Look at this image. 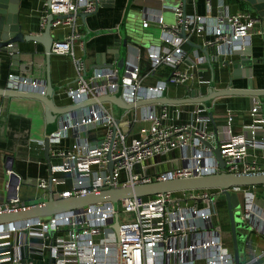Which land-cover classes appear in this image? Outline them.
<instances>
[{"label": "built area", "instance_id": "obj_1", "mask_svg": "<svg viewBox=\"0 0 264 264\" xmlns=\"http://www.w3.org/2000/svg\"><path fill=\"white\" fill-rule=\"evenodd\" d=\"M211 5L207 1L209 11ZM50 8L52 14L59 17L53 20L52 25L70 29L63 40L54 42L52 52L61 55L73 53V43L81 36L76 30V14L80 11L93 12L96 0H50ZM220 8L211 26L208 15L188 14L182 5L174 8L176 22L171 26L165 24L161 14L145 10L143 27L148 28V21L156 20L162 40L161 45L148 50L150 72L156 74L162 68H169L171 72L167 78L172 74L169 83L166 78L155 84L143 85L141 68L133 59L128 62L129 67L122 77L116 68H104L84 78L85 63L80 61L77 64L78 83L66 89L67 96L73 103H79L117 93L122 85L123 99L127 103H135L162 97L170 85L187 90L198 84H208V80L198 75L208 71L206 57L198 56L197 62L188 63L190 58L184 49L186 39L181 36L183 28L190 39L193 35H201L208 27L212 28L213 42L204 45L223 43L228 47L229 54L237 47L251 45L253 34L264 38V29L260 25L258 27L260 21L252 12L231 14L222 0H219ZM195 67L197 74L193 71ZM41 82L10 73L4 87L45 93L46 85ZM182 105L185 104L173 105V110L168 104L148 105L144 106L146 110L140 111V115L139 109L143 107L123 110L118 116L112 103L99 101L87 106L75 122L68 119L64 123L62 121L58 131L49 135L51 141L60 142L70 130L75 131V138L66 149H50L54 197L85 195L112 186L157 180L264 170L257 154V151L264 150V109L259 100H253L251 123L239 135L232 130L234 113L231 109L227 110L226 132L219 138L225 168H221L208 144L215 145L208 108L204 104L202 108L198 106L189 123L176 124ZM99 125L107 130L101 141L93 143L83 136L85 130ZM173 148L180 150L184 165L144 178L134 171L136 164ZM53 159L60 162L54 163ZM111 160L114 161L112 173L109 172ZM59 173L69 175L72 184L69 188H58L68 181L66 177L54 176ZM7 174L11 179L7 183L8 189L18 191L21 176L13 168ZM49 186L50 179L47 177L36 181V187L48 193ZM250 187L254 186H233L229 190L244 197L240 208L241 220L249 225L250 230L264 236V216L253 204L254 195L249 192ZM217 194L224 196L219 189H200L163 193L149 198L133 197L120 200L117 208L112 202H101L59 213L46 220L42 217L37 221L31 220L25 225L13 222L0 224V264H235L234 249L225 245L222 234L214 226ZM21 206L24 205L17 196L0 206V210ZM116 214L118 232L113 226Z\"/></svg>", "mask_w": 264, "mask_h": 264}, {"label": "crops", "instance_id": "obj_2", "mask_svg": "<svg viewBox=\"0 0 264 264\" xmlns=\"http://www.w3.org/2000/svg\"><path fill=\"white\" fill-rule=\"evenodd\" d=\"M48 0H22L19 10V23L22 24L23 31L26 34H34L44 30L46 27L45 21L48 14V7L46 3ZM224 6L228 7L231 14L239 11H249L257 16L256 12L253 11L249 4L240 2V4L234 3L233 0H222ZM115 7H102L97 14L88 17L86 23L81 17L77 16V32L83 36L87 33V28L92 31H99L100 29H106L110 31H117L118 26L122 22V16L124 15V9L126 7V0H115ZM219 1L213 0L210 11L207 8V0H198L197 4H188L186 12L188 14H201L208 15L210 17V26L215 23V17L219 15ZM155 11V10H152ZM155 14H161L164 18L165 24L171 26L174 23L175 15L171 12H165L156 10ZM145 20V13L138 20V26L142 29V32L148 37L146 43H141L139 46L131 47L132 52L136 53V56L130 57V60H134L139 64L141 68V83L143 85L155 84L160 79H166L168 73L165 72V68L160 69L158 73L152 74L150 72V60L148 59V50L152 46L162 44L160 38V25L156 20H150L149 27L144 28L143 22ZM259 20V19H258ZM260 21V20H259ZM173 23V24H170ZM133 23L129 22V13L126 19V31L130 32L132 26L136 27ZM264 29V22H259L258 27ZM54 38L55 41L63 40L65 36L70 32V29L64 26L54 27ZM212 28L208 27L201 35L191 36V40L194 43L205 44L213 42L214 35L212 34ZM117 32L110 35H106L103 38L97 36L92 40L87 41V45L83 44L81 38L77 39L73 43V53L70 54H57L53 53L50 56V75L51 81L56 91L53 95L54 103L57 107H66L73 104L72 100L67 96L66 89L70 86H76L79 80V74L77 71V64L87 54L85 64L87 67L93 65L95 62L94 53L100 51L105 45L111 44L113 39L117 37ZM153 38V40H152ZM152 40V42H151ZM214 44V43H213ZM219 46V55H211L213 61L211 65L207 67L208 71L204 73H198L205 80L214 78L216 89H226L231 86L235 89H245L249 85V80L246 77H240L232 80V75L228 68L224 67L222 63L217 59L222 57V60H227L236 57V53H245L246 55L252 56L257 59L258 63L253 64L254 68V87H264V38L260 34H253L251 39V45L246 47H237L234 54H229L228 47L223 43H217ZM213 46V45H210ZM184 49L187 53V57L190 58L188 63L197 62L196 57H206L205 53L194 46L184 45ZM213 51V47L211 49ZM19 61L22 65H29L31 68L23 72L22 68L17 66V70H11L10 57L7 53H1L0 57V83L4 84L7 81V77L10 73H14L20 77L28 79H35L44 81L46 83L48 78V62L45 49L41 43L25 42L19 44ZM214 56V57H213ZM207 62V60H206ZM25 69V68H24ZM197 74V67L193 69ZM83 75V72H82ZM209 83L198 84L196 87H189L187 90L181 88H175L174 85H170L167 90V96L171 98H183L189 96L188 93L193 89L199 91L201 95L208 93ZM257 99L261 103L264 109V97H251L248 95H227L221 96L211 103V112L213 118L219 128V138L226 132L227 124V110L231 109L234 113V120L232 123V130L235 135L241 134L245 127L251 123L250 110L253 100ZM192 103L181 106L182 113L180 118L175 121L176 124L189 123L192 118L194 110L203 104ZM115 105L113 104V110L115 112ZM117 107V106H116ZM206 107V106H205ZM160 108V107H159ZM157 108V109H159ZM170 109L173 110V105H170ZM146 107L139 109L145 112ZM85 110H78L67 114L68 116L62 115L55 123V131L51 132L47 128L46 115L43 105L33 99H17L0 97V206H3L6 202L14 197H19L21 205H30L39 202H43L48 199L49 193L38 189L36 187V181L40 177H50V171L48 164L45 160V149L44 143H42L45 137L52 135L57 132L63 123L68 119L69 122H75ZM119 109V114H122ZM211 130L214 133L213 124L210 121ZM106 127L99 125L95 128L85 130L83 136L89 139L91 142L96 143L101 141L106 134ZM134 133H136L134 131ZM215 135V134H214ZM75 136V131L70 130L67 137L61 139L60 142H52L51 148L54 149H66L69 147L71 140ZM216 141V137L214 142ZM259 156V163L263 164L264 167V150L257 151ZM54 163H59V159H53ZM184 165V162L180 159V150L173 148L165 154H157L153 157L145 159L142 164L137 166L136 173L144 177L155 176L169 170L176 169ZM13 168V170L21 176V184L19 190L8 189L7 183L11 179L7 174V171ZM54 176L68 178L67 183L58 186L59 189L64 190L69 188L72 184L69 180L68 174L59 173ZM23 181H27L28 193L25 196H21L20 192L23 189ZM13 182V181H12ZM70 185V186H69ZM249 192L254 195L253 204L256 209H259L264 216V198L263 186L250 187ZM261 193L262 197L259 199L256 195ZM244 197L242 195V203ZM241 203V204H242ZM245 260L247 262L254 261L253 264L264 263V236L258 234H251L248 237V243L244 251Z\"/></svg>", "mask_w": 264, "mask_h": 264}, {"label": "water", "instance_id": "obj_3", "mask_svg": "<svg viewBox=\"0 0 264 264\" xmlns=\"http://www.w3.org/2000/svg\"><path fill=\"white\" fill-rule=\"evenodd\" d=\"M211 4L213 0H207ZM219 1V0H218ZM234 3L240 4V2H245L249 4L250 8L256 12L257 18L264 22V0H233ZM22 0H0V57L1 53H7L10 55L8 60H10L11 70H17V66L23 68L21 71H28L31 66L20 64V51L19 44L25 42H35L41 43L45 49L48 62V78L45 83L46 89L45 93L40 92H24L18 91L11 88H5L1 86L0 83V97L8 98H17V99H33L40 102L45 110L47 128L52 130L50 134L56 129L54 128L55 123L58 121L60 116L72 113L78 110H85L87 106L97 102H107L112 103L117 106L121 111L123 110H132L137 107H144L148 105H179V104H192L200 103L204 104L208 108V113L213 124L214 134L216 137L215 145L208 143L212 149L213 153L220 164L221 168H225V162L222 158L220 152V139H219V128L213 118L211 112V103L213 100L227 95H248L251 97H264V87H254L253 78H254V68L253 64L258 63L257 59L252 58L250 55L245 53H236V57L230 58L227 60H222V57H219V61L222 65L230 71L232 75V80L240 77H246L249 80V85L245 89H235L232 86L226 89H216L215 80L212 78L209 83L208 93L201 95V93L195 89L188 93L189 96L184 98H171L167 96V90L163 92L162 97L138 101L135 103H127L122 97V85L119 87L118 93L102 95L98 99H90L81 101L79 103H73L66 107H57L53 100V95L56 91V87L52 84L51 75H50V56L52 54V46L55 42L54 31L52 22L54 19L59 18L54 16L50 8V0L48 3V14L45 21L46 27L44 30L34 34H26L23 31L22 24L19 23V10ZM126 7L124 9V15L122 16V22L118 26L117 31H110L106 29H100L99 31H92L87 28V33L80 38L83 40V44L87 45L88 40L99 36L103 38L106 35L117 32V37L113 39V42L108 45H105L100 51L94 53L95 62L93 65L87 67L85 64L83 77L89 78L96 71H101L104 68H116L119 72L120 77L123 76L126 69L129 67L128 62L130 57L136 56V53L132 52L131 47L139 46L141 44L136 43L129 32L126 31V19L130 9L133 7L140 8L142 11V16L144 15L145 10H161L164 9L152 8L147 6H138L134 4V0H126ZM197 4L198 0H181V5L183 6L184 11L188 4ZM165 3V2H164ZM115 0H96V8L93 12H83L80 11L76 14L84 21V24L87 21L88 17H91L100 11L102 7H115ZM168 4V3H167ZM177 6L178 4H170ZM167 7V6H166ZM141 16V17H142ZM181 36L186 39L188 45L194 46L197 49L203 51L206 55L207 64L211 65V55H219V46L218 44L204 45L199 43H194L186 34L185 29L181 33ZM213 47V51L211 50ZM236 48L233 50V54ZM87 54L82 59L84 63L87 59ZM213 56V57H214ZM264 60H261L260 63H263ZM1 68V64H0ZM25 68V69H24ZM172 74L166 79V82L169 83ZM25 78V77H22ZM1 81V79H0ZM44 82V81H43ZM42 83V82H41ZM56 114V116H55ZM55 129V130H54ZM44 149H45V160L47 161L49 171H50V186L48 188L49 197L47 200L35 204H30L26 206H21L18 208L4 209L0 210V224L15 223L18 225H25L28 221L34 220L37 221L42 216H54L59 213H64L79 208L88 207L92 204L101 203V202H112L117 208L118 202L123 199L133 198V197H150L156 196L163 193H177L187 190H200V189H219L223 192L229 213L230 226L232 230V239H233V249H234V258L235 264H242L245 260L244 251L248 243V237L251 234H256V231L249 227V230L244 232V239H240L237 232L236 222V207L240 206V200L236 197L235 194L230 192V188L233 186H263L264 187V170L256 173H217L210 174L200 177H190V178H177V179H168L165 181H152L150 183H142L136 185H126V186H112L109 189L101 190L98 192H93L85 195H78L66 198H55L52 192V174H51V138L49 136L45 137L44 140ZM110 158V155L108 156ZM114 161L109 163V172H113ZM264 198V192H263ZM242 205V204H241ZM241 218V217H240ZM241 220V219H240ZM241 224L243 221L241 220ZM114 228L118 232L119 221L118 214L115 215Z\"/></svg>", "mask_w": 264, "mask_h": 264}, {"label": "rangeland", "instance_id": "obj_4", "mask_svg": "<svg viewBox=\"0 0 264 264\" xmlns=\"http://www.w3.org/2000/svg\"><path fill=\"white\" fill-rule=\"evenodd\" d=\"M165 2V3H164ZM168 3V4H167ZM181 0H134V4L138 5V6H147V7H152V8H159V9H164L165 7V12H171L175 15V10L174 8L176 6L174 5H170V4H178L177 6L181 5ZM167 6V7H166ZM142 16V11L140 8H136V7H132L129 11V22L133 23L135 25V23H138V20L141 19ZM176 22V19L174 20L173 23ZM171 23V24H173ZM170 24V23H169ZM170 24V25H171ZM132 39L136 42V43H146L148 37L146 36V34H144L142 32V29L138 26L133 27L132 26V30L129 32ZM153 40V38H152ZM151 40V42H152ZM118 93V91H117ZM116 93V94H117ZM115 108V113L118 114L119 112V108L118 107H114ZM56 116V114H55ZM147 127H149V123H147ZM139 130V129H137ZM139 164H136L134 166V171H137V166ZM125 174L122 173V177H124ZM70 186V185H69ZM23 189L20 192V195L23 197L28 193H33V192H29L28 191V184L27 181H23ZM233 194L236 195V197L240 200V203H242L241 201V196L239 193L234 192ZM259 199H261L262 195L261 193L256 195ZM215 198L218 201V204L215 205L214 207V211H215V217H214V226L215 228L222 234V239L225 243V245L229 246L230 249H233V239H232V230L230 228V219H229V213H228V207H227V202L225 199V196L221 195V194H217L215 195ZM241 204L239 207H236V222H240L237 224V232H238V236L240 237V239H244V232L246 230H249V225L248 224H241V212H240V208H241ZM50 216H42L43 220L49 219ZM131 218V217H130ZM243 264V263H242Z\"/></svg>", "mask_w": 264, "mask_h": 264}, {"label": "trees", "instance_id": "obj_5", "mask_svg": "<svg viewBox=\"0 0 264 264\" xmlns=\"http://www.w3.org/2000/svg\"><path fill=\"white\" fill-rule=\"evenodd\" d=\"M165 72L169 74L171 71L169 70V68H165ZM150 197H154V196H150ZM146 198H149V197H146Z\"/></svg>", "mask_w": 264, "mask_h": 264}, {"label": "flooded vegetation", "instance_id": "obj_6", "mask_svg": "<svg viewBox=\"0 0 264 264\" xmlns=\"http://www.w3.org/2000/svg\"><path fill=\"white\" fill-rule=\"evenodd\" d=\"M243 224L245 225L246 223L243 222ZM230 228H231V226H230Z\"/></svg>", "mask_w": 264, "mask_h": 264}]
</instances>
